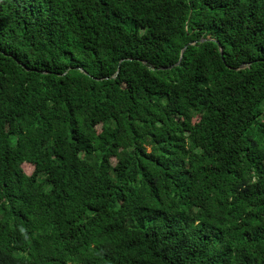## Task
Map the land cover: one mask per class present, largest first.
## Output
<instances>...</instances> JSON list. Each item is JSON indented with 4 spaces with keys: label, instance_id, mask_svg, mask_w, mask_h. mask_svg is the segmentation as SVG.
<instances>
[{
    "label": "trees",
    "instance_id": "obj_1",
    "mask_svg": "<svg viewBox=\"0 0 264 264\" xmlns=\"http://www.w3.org/2000/svg\"><path fill=\"white\" fill-rule=\"evenodd\" d=\"M0 264H264V0H0Z\"/></svg>",
    "mask_w": 264,
    "mask_h": 264
},
{
    "label": "water",
    "instance_id": "obj_2",
    "mask_svg": "<svg viewBox=\"0 0 264 264\" xmlns=\"http://www.w3.org/2000/svg\"><path fill=\"white\" fill-rule=\"evenodd\" d=\"M204 41H206V39H202L201 40V42H204ZM194 44H196V42L189 43L182 49L180 60H179L178 63L175 64V66H179L180 65V63L182 62V60L184 58V55H185V52H186L187 48L189 46L194 45ZM218 46H219V50H220L221 55L224 56V49L221 47V45L219 43H218ZM247 66H248L247 64H243L239 68H231V69H233V70H242V69H245ZM171 68H173V67H169V68L163 67L161 69L162 70H166V69H171Z\"/></svg>",
    "mask_w": 264,
    "mask_h": 264
},
{
    "label": "rangeland",
    "instance_id": "obj_3",
    "mask_svg": "<svg viewBox=\"0 0 264 264\" xmlns=\"http://www.w3.org/2000/svg\"><path fill=\"white\" fill-rule=\"evenodd\" d=\"M24 169H25V171H26L27 173H29V174H30V173L32 172V170H33L31 165H25V166H24Z\"/></svg>",
    "mask_w": 264,
    "mask_h": 264
}]
</instances>
